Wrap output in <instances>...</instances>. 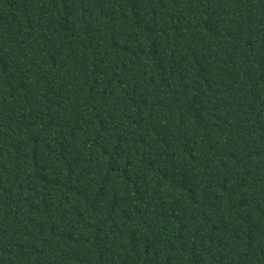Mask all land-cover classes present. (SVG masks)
<instances>
[{
    "label": "trees",
    "instance_id": "obj_1",
    "mask_svg": "<svg viewBox=\"0 0 264 264\" xmlns=\"http://www.w3.org/2000/svg\"><path fill=\"white\" fill-rule=\"evenodd\" d=\"M0 264H264V0H0Z\"/></svg>",
    "mask_w": 264,
    "mask_h": 264
}]
</instances>
